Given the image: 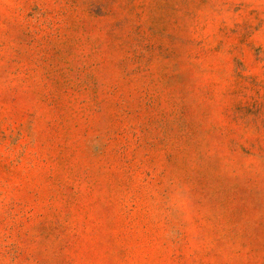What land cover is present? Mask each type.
<instances>
[{"label":"clouds","instance_id":"obj_1","mask_svg":"<svg viewBox=\"0 0 264 264\" xmlns=\"http://www.w3.org/2000/svg\"><path fill=\"white\" fill-rule=\"evenodd\" d=\"M16 23L63 44L119 113L136 105L154 163L98 191L101 173L110 183L100 162L120 148L101 128L87 162L53 165L41 53ZM160 23L159 54L104 43ZM0 131V264H264V0H0ZM97 198L119 203V225L86 211Z\"/></svg>","mask_w":264,"mask_h":264},{"label":"rangeland","instance_id":"obj_2","mask_svg":"<svg viewBox=\"0 0 264 264\" xmlns=\"http://www.w3.org/2000/svg\"><path fill=\"white\" fill-rule=\"evenodd\" d=\"M15 3L28 4L30 0H14ZM73 4L79 0H71ZM33 11H37L34 9ZM11 15L14 19L19 18V13L13 10ZM32 12L27 13L31 17ZM97 15H103L97 10ZM75 24V21L72 22ZM95 25L89 26L82 22L80 28L83 31H91ZM13 28L22 31L17 37L24 43L31 46L36 44L39 49L41 67L44 70V78L47 81L46 87L49 88L45 101L47 118L46 139L50 144L51 159L54 166L66 164L74 157L87 162L88 155L84 150L85 138L94 136L101 128H107L114 133V140L120 145L119 150L115 151L108 159L100 162V167L110 171V183L103 179L106 173H101L100 183L96 188L100 192L112 190L117 186L127 183L125 177L136 163H147L149 166L155 162V158L148 159L153 153L155 145L145 135L147 129L142 123V116L135 104L127 105L123 113H119V104H111L106 100L100 99L97 95L95 81L84 75L76 65L65 63V46L56 38L43 37L41 42H37L31 32L24 29V25L16 23ZM166 31L163 23L158 24L157 31L151 28L139 32L127 40H121L109 33L104 43L111 49L113 46L120 48H131L133 43L148 41L145 47L156 50L154 54H159L167 43L164 32ZM222 31V30H221ZM243 42V41H241ZM224 43L221 40L219 48ZM34 98V97H33ZM27 96H13V104H23L25 107L30 103ZM239 105L237 111H243ZM251 112V108L247 109ZM30 113H24L21 119H25ZM23 128V125H20ZM123 129V131H121ZM2 135V131H0ZM23 180V178H20ZM131 179V177H128ZM74 189L71 187L64 190L62 198L72 199ZM90 211L96 221L102 226L113 221L119 225L121 223V209L118 202H113L97 198L90 203L86 209ZM41 227H43V222ZM257 236H264V225L257 226L255 229Z\"/></svg>","mask_w":264,"mask_h":264}]
</instances>
